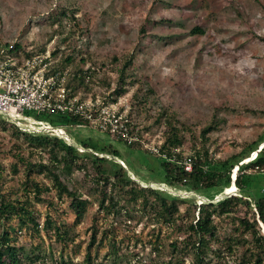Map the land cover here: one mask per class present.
Listing matches in <instances>:
<instances>
[{
    "label": "rangeland",
    "instance_id": "rangeland-1",
    "mask_svg": "<svg viewBox=\"0 0 264 264\" xmlns=\"http://www.w3.org/2000/svg\"><path fill=\"white\" fill-rule=\"evenodd\" d=\"M62 7L74 10L76 26L72 27L64 16L61 25L47 19L49 12L54 15ZM162 18V22H154ZM141 24L145 26L144 34L140 33ZM195 25L201 26L204 32L191 34ZM65 36L68 38L62 41ZM0 38L19 41L25 49L37 50L40 45L49 51L58 48L56 58L72 47L80 50L88 57L85 66L101 69L89 90L78 89L81 100L93 98L99 107L117 109L121 120L132 119L142 129L141 146L129 148L118 139L117 132L101 128L102 123L99 125L96 119L87 120V124L61 125L59 115L39 116L60 125L62 134H59L67 144L80 151H91L83 148L82 142H93L99 155L118 162L140 185L166 190L171 198L186 200L188 203H179L182 211L187 206L191 211V202L217 201L228 194H244L251 199L264 194V170H249L245 193L238 188L224 191L226 182L220 185L221 191L209 190L210 195L208 190L170 186L162 180L161 159L151 154L162 140V127L152 124L153 117L160 107H165L174 111L179 121L196 134L202 126L216 122V128L207 134L206 146L211 159L216 160V168H225L217 160L232 162L229 182H233L236 163L243 166L255 156L254 151L243 160L239 155L247 142L258 135L264 136V0H0ZM129 54L132 61L126 91L112 100L114 96L109 93L117 76L113 57L123 59ZM103 76L111 88L101 84L99 78ZM146 88L152 89L149 100L144 109L137 108L136 100ZM39 133L48 134L47 131ZM186 138L184 154L190 152L191 142L187 135ZM263 144L264 140L259 148ZM101 147L105 151L116 149L121 156L108 154ZM32 148L0 121V162L6 174L1 191L6 195L23 192V168L19 166L16 172L10 168L14 153L21 152L31 160L39 159L40 155L47 159L45 152H31ZM36 176L49 183L41 174ZM68 178L70 186L92 200L84 217L71 227L75 244L79 243L78 247L74 245L67 250L73 261L79 263L85 253L96 213L99 235L101 231L106 233L102 234L103 244L95 254L94 264H176L168 261L173 254L169 244L180 235L178 230L167 225L160 227L138 212L127 220L97 212L96 199L88 190V177L72 171ZM53 194L52 189L48 195ZM35 204L40 223L46 213L58 221L73 223V215L66 211V202L57 207L47 201ZM217 233L220 239L233 233L229 221H223ZM17 235L24 244L29 242L27 232ZM216 248L224 254L227 251L223 243L209 244L206 264L234 263L242 249L239 246L230 255L217 256L212 253ZM49 249L54 255L52 259H56L57 244L53 243ZM52 259L46 253L45 263H53ZM182 264H193L191 256H184Z\"/></svg>",
    "mask_w": 264,
    "mask_h": 264
},
{
    "label": "trees",
    "instance_id": "trees-1",
    "mask_svg": "<svg viewBox=\"0 0 264 264\" xmlns=\"http://www.w3.org/2000/svg\"><path fill=\"white\" fill-rule=\"evenodd\" d=\"M63 16L69 20L72 27L77 25L73 9L66 10L62 7L54 15L49 12L47 19L51 18L52 23L56 21L61 25ZM163 20L162 18L154 22L160 23ZM144 27V24H141V34L145 33ZM203 32L199 25L193 26L190 30L191 34L197 35ZM67 38L68 36H65L62 41ZM14 47L16 50L23 49L26 54L45 51L44 45L38 46L37 50L25 49L19 41L14 42ZM58 51V48L52 49L50 55L56 58ZM87 61V56L72 47L57 58L53 69L68 71L66 86L71 92L74 93L78 89L87 91L101 72L98 67L85 66ZM131 61L130 54L123 59L113 57L112 62L116 64L117 71L113 88L104 76L99 78L101 84L111 88L109 95L114 96L112 100L126 91L130 76L128 67ZM151 93L152 89L146 88V92L136 100L137 108H145ZM128 116L131 118L130 113ZM60 119L61 125L88 123L80 116H61ZM0 121L9 126L17 137L21 136L22 140L27 141L28 145L33 147L30 149L31 152L34 150L39 154H42L41 152L47 154L46 160L42 155L37 160H31L21 152L14 153V160L10 162L11 172H16L19 166L23 168L21 182L23 192L14 196L6 195L1 191V183L6 174L0 162V264H46V253L50 259L54 256L49 249L53 243L57 244L58 253L51 264H94L95 254L103 244L102 234L106 233L101 231L99 235L96 213L92 218L90 237L82 259L77 263L67 255V250L71 246H79V243L75 244V234L71 233V227L80 222L92 203L89 197L68 184V175L72 171H80L84 177H88V190L96 199L97 212L104 211L107 214L123 216L126 220L132 219L138 212L140 216H146L160 227L167 225L178 230L180 235L169 244L174 257L171 256L168 262L182 264L184 256L190 255L193 264H206L209 244L218 242L223 243L227 251L224 254L220 248L212 250L217 256L230 255L241 246L239 258L231 264H264V232L262 231L264 194L252 199L244 194H228L217 201H203L198 204L191 202V211L188 209L189 206L182 211L179 203H186V200L171 198L166 190L140 185L129 177L125 168L118 162L99 155L98 147L91 141L82 142L83 148H90L91 151H80L58 136L26 132L1 118ZM152 124L162 127V140L156 145V152L151 153L150 150V153L161 159L159 165L165 183L173 187L208 190V195H210L209 190L218 192L229 186L232 162L229 159L217 160L225 168H216V160L211 159L206 146L207 134L216 128L215 121L202 126L196 134L189 126L179 121L174 111L160 107L154 114ZM126 125L128 136L118 135V139L129 148L135 146L139 148L142 129L133 124L132 119L127 121ZM186 135L191 143L190 152L184 154L183 144L187 140ZM263 140L264 136L258 135L243 146L239 155L241 160L249 157V153L253 151L255 156L243 166H238L236 163L237 170L233 179L235 190L238 188L241 192L247 191L251 174L249 170L253 172L264 170V144L259 148ZM100 150L116 157L121 156L116 149L108 148L105 151L106 149L101 147ZM185 163H189V170L184 168ZM38 174L48 179L49 183L39 180L36 176ZM222 182H226V186L221 188ZM52 189L54 194L50 196L48 194ZM46 201L52 207L66 202L65 208L73 215V223L69 225L65 221H58L49 213L45 214L43 222L40 223L39 210L35 203ZM223 221H229L233 233H228L227 238L220 239L217 230ZM22 231L27 232L30 237L27 244L17 239V233Z\"/></svg>",
    "mask_w": 264,
    "mask_h": 264
},
{
    "label": "built area",
    "instance_id": "built-area-1",
    "mask_svg": "<svg viewBox=\"0 0 264 264\" xmlns=\"http://www.w3.org/2000/svg\"><path fill=\"white\" fill-rule=\"evenodd\" d=\"M14 42L0 38L1 119L23 131H47L48 135L64 140L55 130H61L60 125H53L39 116H80L89 121L96 119L99 125L102 123L101 128L128 136V120H121L117 109L99 107L93 98L81 100L78 90L70 91L66 86L68 71L53 69L57 58H53L49 50L26 54L23 49L16 50ZM184 168L189 170V163H185Z\"/></svg>",
    "mask_w": 264,
    "mask_h": 264
},
{
    "label": "bare ground",
    "instance_id": "bare-ground-1",
    "mask_svg": "<svg viewBox=\"0 0 264 264\" xmlns=\"http://www.w3.org/2000/svg\"><path fill=\"white\" fill-rule=\"evenodd\" d=\"M55 130L62 134V129L61 130L55 129ZM253 155H255V152L253 153ZM233 190H235V185L233 183H230L228 187H225V190L224 191H229L230 192V191H233Z\"/></svg>",
    "mask_w": 264,
    "mask_h": 264
},
{
    "label": "clouds",
    "instance_id": "clouds-1",
    "mask_svg": "<svg viewBox=\"0 0 264 264\" xmlns=\"http://www.w3.org/2000/svg\"><path fill=\"white\" fill-rule=\"evenodd\" d=\"M234 177H235V175H234ZM232 179H234V178H232ZM233 183V182H232Z\"/></svg>",
    "mask_w": 264,
    "mask_h": 264
}]
</instances>
